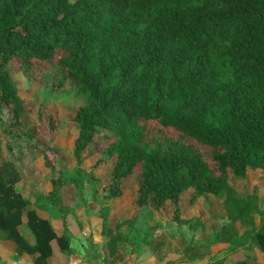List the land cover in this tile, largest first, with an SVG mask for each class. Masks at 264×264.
<instances>
[{"label": "trees", "instance_id": "obj_1", "mask_svg": "<svg viewBox=\"0 0 264 264\" xmlns=\"http://www.w3.org/2000/svg\"><path fill=\"white\" fill-rule=\"evenodd\" d=\"M57 51L53 78L84 98L71 115L75 170L64 179L45 159L51 187L31 201L15 188V163L0 161V239L14 243V258L26 253L33 264H47L51 241L73 253L65 216L77 203L65 204L64 185L79 192L92 177L80 163L96 136L105 140L97 162H112L99 200L91 201L96 216L108 215V202L136 171L135 205L158 211L171 202L177 211L187 189L191 199L220 194L224 220L211 240L226 243L224 253L264 252L256 191L240 195L231 181L248 170L264 180V0H0V107L8 108L10 125L21 126L24 100L7 64L16 61L25 76L34 60L54 59ZM11 131L1 129L7 148ZM30 204L61 220L58 234ZM23 215L32 244L18 230ZM123 223L102 229L106 262L114 263ZM208 247L188 243L182 256L201 259ZM255 260L244 255L241 264Z\"/></svg>", "mask_w": 264, "mask_h": 264}, {"label": "rangeland", "instance_id": "obj_2", "mask_svg": "<svg viewBox=\"0 0 264 264\" xmlns=\"http://www.w3.org/2000/svg\"><path fill=\"white\" fill-rule=\"evenodd\" d=\"M60 55L61 53L57 51L54 59L34 60L25 76L18 69L16 61H10L7 64L9 76L18 87L19 96L24 100V109L20 119L21 126H15L10 125L11 119L8 108L0 107V132L2 128L7 126H10L12 130L8 139V148L3 139L4 133L1 132L0 161L6 158L13 161L21 171L25 183L29 180L28 187H35L37 191L35 196L30 194L28 187L23 190V196L31 201L35 200L40 192L43 193L46 187H51L50 176L52 172L45 166V159H48L54 167L62 171L61 175L64 179L73 174L76 165L72 154V141L77 130L71 122V115L77 105L84 103V98L75 93L69 84H64L62 87L58 86L57 79L53 78V73L57 69L56 58ZM48 116L53 119L54 125L51 128L49 127ZM96 137L82 151L84 158L80 163V167L85 173L93 174L92 177H88L87 182L83 181L79 192L69 183L64 185L65 196H68V201H71V198L72 201L76 198V201L72 203L80 202L85 207L92 206L93 210L95 207L91 201L97 202L99 200L100 197L97 196L100 195L103 184L108 179V172L112 168L111 159L103 160L101 163L97 162L103 155L105 140L102 137ZM199 150L204 151L203 148H199ZM135 173L136 171L122 181L123 190L125 188L126 192H130V194L137 186L138 178ZM231 181L240 195L250 192L254 188L260 210L264 213V180L259 171L248 170L245 179H232ZM90 188H96V197L91 196ZM41 194L40 196H42ZM193 194L192 188L181 193L176 203L179 214L175 219H172V215L173 213L176 215L177 211L174 210L171 202H167L162 209L156 210L161 221H164V218L166 219L165 209H169L170 219L166 220V228L160 229L162 233L160 236L158 235L159 238H156L155 241H163L166 248L170 249L175 240L177 243L183 244L182 251L184 246L191 242L209 245L213 232L219 228L224 220V211L220 202L221 195L203 193L191 199ZM121 195L122 193L119 196ZM46 211L52 212L51 210ZM145 218L146 213L144 211L137 215L133 221L129 219L128 223L130 225L144 223ZM146 225L144 223L143 228L140 227L141 230L131 229L133 232L125 236L121 234L130 249L133 247L139 249L141 244L150 245V242H153L154 239H150L153 231L151 229L147 231ZM257 254L260 256L257 257L258 261L264 262L262 255ZM219 255L221 252L214 255V258Z\"/></svg>", "mask_w": 264, "mask_h": 264}, {"label": "crops", "instance_id": "obj_3", "mask_svg": "<svg viewBox=\"0 0 264 264\" xmlns=\"http://www.w3.org/2000/svg\"><path fill=\"white\" fill-rule=\"evenodd\" d=\"M28 183L29 180L25 183L20 171V178L16 182L15 188L22 196L23 190L28 187ZM49 190L50 188L48 186L43 193ZM28 191H30L31 195H37L35 187H28ZM134 198V191L130 194V192H126L124 188L121 196L115 197L108 202L110 210L104 219L94 214L92 206L85 207L82 203H77L78 205L73 208L72 212L65 216V227L69 237L68 244L73 250V253H61L55 241H51V254L46 259L47 264H112V262H106L108 254L104 246L105 237L102 234V229L120 220H125L119 227V232H121L122 235L125 236L133 232L131 229H136V231L141 230L140 227L143 228L144 223H146V230L149 231L151 229L153 231V235H150V239L152 238V240H154L152 243L150 242V245L141 244L139 249H135L134 247L130 249L123 237V239L117 243L118 252L114 255L115 259L113 264H241L244 255L254 256L256 264H264V262H259L257 258L260 257L257 253L264 258V252H259L252 247L250 249H237L231 254L224 253L227 244L213 242L212 240L209 241L208 257L186 260L182 256L183 244L177 243L174 240L175 238L173 239L174 243L170 249L166 248L163 241H155L162 233L160 229L166 228V220L170 219V210L167 208L165 209L166 219L164 218V221H161L154 207L150 205L137 206L134 203ZM74 199L75 200L72 201L71 198V201L66 200L64 202L69 206L72 202L76 201V198ZM29 207L34 208L32 204H30ZM34 211L38 217L47 219L58 234V230L62 225L58 217L52 216L43 208H34ZM144 211L146 213L144 223H135L132 224L133 226L128 223L129 219L133 221L137 215ZM199 218L202 219L201 216H199ZM235 227L238 233L243 231L242 228H238L237 224ZM18 230L28 244L33 243V237L25 224L24 215L22 223L18 226ZM170 243L172 244V242ZM14 249V243L0 239V264H33L31 256L26 253H21L14 258ZM220 252L221 255L214 258V255L220 254Z\"/></svg>", "mask_w": 264, "mask_h": 264}]
</instances>
